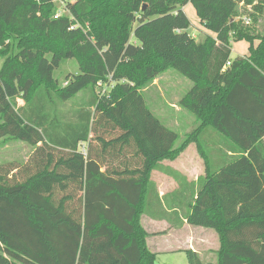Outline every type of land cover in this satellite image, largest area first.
<instances>
[{"label": "trees", "instance_id": "16d2710c", "mask_svg": "<svg viewBox=\"0 0 264 264\" xmlns=\"http://www.w3.org/2000/svg\"><path fill=\"white\" fill-rule=\"evenodd\" d=\"M58 1L70 16L55 19ZM254 1L0 0V140L33 148L0 165V247L29 264H155L141 218L176 214L217 233L216 264H264V36L235 21ZM232 41L249 55L232 58ZM72 59L61 87L54 71ZM171 69L193 83L179 106L199 123L179 147L141 94ZM191 143L205 174H174L160 198L153 174Z\"/></svg>", "mask_w": 264, "mask_h": 264}, {"label": "rangeland", "instance_id": "374dc122", "mask_svg": "<svg viewBox=\"0 0 264 264\" xmlns=\"http://www.w3.org/2000/svg\"><path fill=\"white\" fill-rule=\"evenodd\" d=\"M242 4V3H241ZM239 6L236 22L249 27L254 32V20H252L249 9ZM59 10L62 6L57 4ZM243 6H251L244 3ZM188 18L192 26L189 33L196 35V40L202 42L205 40V30L202 29L200 21L197 17L195 9L190 6L188 8ZM90 24L86 23L85 27L89 28ZM137 24H135V27ZM199 30H198V29ZM194 37V36H193ZM236 42L232 41V58L237 55ZM3 65V59H0V69ZM79 65L75 59L64 60L60 67L54 71V79L58 81L61 87L66 85L68 77L79 74ZM193 83L183 77L176 70H169L158 77L155 81L148 84L141 91L145 104L150 112L169 130L178 134L179 139L175 147L181 146L186 140L192 136L193 131L198 127L199 123L196 117L179 106V102L192 88ZM112 87L107 84H100L99 91L108 92ZM76 100H71L67 104V108L74 105ZM22 104V101H20ZM75 109V107H73ZM212 130V129H211ZM218 134V133H217ZM83 149V148H82ZM33 148L26 142L4 138L0 140V165L8 163H24L30 159ZM164 166L173 168L182 173V175L190 180H195L205 174V162L198 152L194 143L188 144L182 153L175 159L165 161ZM153 179L162 185V191H170L176 185L169 184L161 174L154 173ZM153 180V181H154ZM175 186V187H174ZM176 223V214L169 216ZM214 232V231H213ZM216 233V232H214ZM213 236V233H209ZM217 234V233H216ZM211 237L207 239L210 240ZM214 243V242H213ZM218 246L220 240H217ZM215 244V243H214ZM213 244V246H214ZM220 247V246H219ZM218 247V249H219ZM217 249V251H218ZM217 251L210 252L209 249L203 251L202 260L206 263H217ZM155 264H190L187 254L184 251L176 253H162L157 256Z\"/></svg>", "mask_w": 264, "mask_h": 264}, {"label": "crops", "instance_id": "0c3cea01", "mask_svg": "<svg viewBox=\"0 0 264 264\" xmlns=\"http://www.w3.org/2000/svg\"><path fill=\"white\" fill-rule=\"evenodd\" d=\"M243 5L244 3L241 4V7L243 8L245 7L246 9H249L252 13H256L259 15L254 21V34L263 37L264 36V0L262 1L255 0L254 3L251 4V6H247V7ZM189 7L190 5L183 8L186 14L188 13ZM201 27L203 30H205L202 25ZM204 34L205 36H207L210 33H208V31L205 30ZM193 36H194L193 38L196 39L197 36L196 35ZM261 42H262L261 39H256L254 42V47L257 48L261 44ZM235 44L238 52L236 57H246L247 55H249V48H250L249 43H246L245 41H241V42H236ZM164 163L161 166L160 171H155V173L163 175L164 177H166L165 180L169 184L176 185V187L174 186L175 188L170 191L169 190L162 191V185L156 182L153 179V176H152V180H154V182L156 183V187L158 189L160 198H164V197L171 198L172 194H174L178 190V183L174 179L175 177L174 174L182 175V173L176 169L164 166ZM201 176H199L195 180H190L187 178L186 179L188 182L193 184L196 183ZM141 223L144 229L146 230V232L148 233L147 245L150 251L156 254L157 256L162 253L171 254L180 251H184L186 253L187 250H192L196 252L202 259L204 250L209 249L210 252H215L220 246V243L219 246L217 243L219 237L216 233L213 232V230L191 226L185 220L184 221L177 220L176 223H174V221L168 222L167 220L166 221L154 220L148 216L143 215L141 218ZM209 233H213V236ZM208 237H211L210 240L207 239ZM0 257L8 261V264H29L28 262L17 259L11 254L5 252L1 247H0Z\"/></svg>", "mask_w": 264, "mask_h": 264}, {"label": "built area", "instance_id": "2783aa9c", "mask_svg": "<svg viewBox=\"0 0 264 264\" xmlns=\"http://www.w3.org/2000/svg\"><path fill=\"white\" fill-rule=\"evenodd\" d=\"M72 3H75L76 2V0H70ZM57 3H59L61 6H62V10H59L58 12H57V14H56V16H55V19H57V18H59V17H62V16H70L69 15V12L66 10V9H64V4L63 3H61V2H57ZM227 66H230V63H228L227 64ZM66 85H67V83H66ZM65 85V86H66Z\"/></svg>", "mask_w": 264, "mask_h": 264}, {"label": "water", "instance_id": "95a60500", "mask_svg": "<svg viewBox=\"0 0 264 264\" xmlns=\"http://www.w3.org/2000/svg\"><path fill=\"white\" fill-rule=\"evenodd\" d=\"M145 7H146V6H145ZM145 7H144V8H145Z\"/></svg>", "mask_w": 264, "mask_h": 264}]
</instances>
